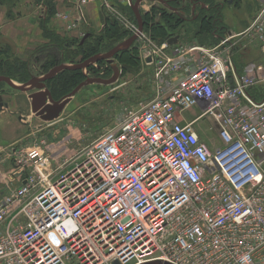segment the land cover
<instances>
[{
	"label": "built area",
	"instance_id": "obj_1",
	"mask_svg": "<svg viewBox=\"0 0 264 264\" xmlns=\"http://www.w3.org/2000/svg\"><path fill=\"white\" fill-rule=\"evenodd\" d=\"M92 1L66 0L54 18L77 30ZM168 1L141 0L138 10L162 6L187 23L207 7ZM134 2L99 9L136 35L150 98L55 167L43 139L0 154V167L11 160L19 177L0 194V264H264V94L255 92L264 85V3L249 28L263 62L239 71L236 34L224 24L207 43L183 28L157 42L138 31ZM92 64L105 78L106 66Z\"/></svg>",
	"mask_w": 264,
	"mask_h": 264
},
{
	"label": "rangeland",
	"instance_id": "obj_2",
	"mask_svg": "<svg viewBox=\"0 0 264 264\" xmlns=\"http://www.w3.org/2000/svg\"><path fill=\"white\" fill-rule=\"evenodd\" d=\"M107 1L116 10H121V8L125 7L124 5H127L125 4V0ZM54 2L56 10H65L68 8L63 0H54ZM101 2L103 0H94V5L96 6L94 11H99ZM224 2L226 3V1ZM5 3L7 5L9 4L7 0ZM31 3V0H18L15 6V12L17 14L9 16L6 15L8 6H0V50L2 47H8L6 51H0V59L14 58L15 60H26L29 56L26 53L29 48L44 41L43 28L39 25L38 21H35L36 14H41L40 9L35 12ZM143 6L146 7L147 3H142L139 10ZM86 8L87 6L85 10ZM237 14H241V9L232 10L228 20L232 16L239 19L236 16ZM51 23L54 30L65 31L62 27L64 25L56 20L54 16ZM92 24L94 23H90L89 26L84 27L83 31L86 29L93 30L92 28L96 26ZM187 27L188 32L185 37L191 41L193 33L189 29L190 26L187 25ZM195 41L199 42L200 40L196 39ZM148 80L149 72L143 66L136 73L127 72L126 74H120L117 81L111 85H87L71 97L70 101L63 107L56 118L49 121L43 120L33 114L30 111V106L22 114L5 115L6 113L3 110L4 113L2 112L0 114V131L5 124H13L18 128V132L11 134L12 137L22 131L24 133L19 140L11 142L6 150L4 149V152L7 153L6 151L11 149L22 150L25 147L37 144L40 139H43L47 154L51 157L52 167L68 161L83 146L89 144L103 132L120 122L128 109L150 98L151 88ZM0 88L2 90H0V96L4 95L7 97L12 94V88L4 82L0 84ZM192 114L193 110L188 112L187 119H191ZM15 116H17V120L21 124H24V127L16 125ZM196 126L199 128L203 138H212L206 131L207 123L198 122ZM8 163L10 166L11 160ZM2 185L0 183V186ZM3 189L4 187L0 190L3 191Z\"/></svg>",
	"mask_w": 264,
	"mask_h": 264
},
{
	"label": "trees",
	"instance_id": "obj_3",
	"mask_svg": "<svg viewBox=\"0 0 264 264\" xmlns=\"http://www.w3.org/2000/svg\"><path fill=\"white\" fill-rule=\"evenodd\" d=\"M0 0V6H8L7 16L17 14L15 6L18 0ZM36 5H42L45 8L43 16H37L36 21L43 28L44 41L29 48L26 52L28 58L23 60L0 59V75L9 79L24 83L34 76L47 73L50 69L63 63L77 64L84 60L105 53L127 39L130 35L121 24L110 14L104 17V24L100 31L87 29L80 37L68 36V32L54 30L51 20L56 12L54 0H33ZM204 3L207 7H197L195 9V18L187 23L185 17L167 10L162 6H152L149 11H140L143 30L147 32L152 39L160 42L167 39L170 35L177 33L179 28L184 29V35H187L188 26L193 33V37L200 35L199 43H205L212 37L211 32L214 29L222 27L221 7L217 0H196ZM169 6H175V0L168 1ZM189 6V5H188ZM130 15L132 12L127 7ZM187 12V10H186ZM193 14V15H194ZM187 24V25H186ZM86 35V37L82 38ZM216 42V40H212ZM8 47H2L0 51H6ZM1 52V53H2ZM114 62L121 70V74L127 72L136 73L140 69V60L138 49L135 44L119 50L112 55ZM96 66H106L102 77L111 75L110 65L104 60L96 62ZM86 70L93 76L99 77V69L88 65ZM86 79L82 69H65L59 71L50 79L45 81V86L50 91L54 100H59L72 91L79 83ZM2 82H0L1 84Z\"/></svg>",
	"mask_w": 264,
	"mask_h": 264
},
{
	"label": "crops",
	"instance_id": "obj_4",
	"mask_svg": "<svg viewBox=\"0 0 264 264\" xmlns=\"http://www.w3.org/2000/svg\"><path fill=\"white\" fill-rule=\"evenodd\" d=\"M31 1H32L31 4L35 12H37L38 9H40V5H36L33 0ZM224 1H226V3ZM63 2L66 4V0H63ZM217 2L220 4V7L222 8L221 9V15H222L221 20L224 26L226 27V30L228 32H231V34H236L234 38L235 39L234 41H236V44L233 47V50L231 52L236 68L240 71L242 70L243 66L248 62H251V61L263 62L261 53H260V45L253 31L249 28L253 20V17L255 16L256 12L258 11L262 3H264V0H217ZM86 6L87 8L84 11H85V15L87 18V25L83 27L81 26L77 30L68 32V36L80 37L81 34L83 33L84 27L89 26L90 23H94L92 25L96 26V27L92 26L93 28L91 27L93 30H99L103 26L104 24L103 15L100 9L99 11L97 10L94 11V8H96V6L94 5V1L87 4ZM238 8L241 9V14L236 15L239 19H236L234 18L235 16L233 17L231 15L232 17L229 18L228 20V17H230V12H232V10L234 11V9L237 10ZM37 16H39L38 13L36 14L35 17L37 18ZM192 39L200 40L201 36L196 35ZM11 91H12V94H10V96L6 97L4 95L3 96L1 95L3 102H6L7 106L6 107L4 106L0 110V114L3 112V110L6 113L5 115H12L16 113L22 114L26 112V110L30 106V101L28 98L29 92H26L23 90H16L13 88ZM255 92H256V95H263L264 85L258 86ZM15 118H16L15 120L16 125L19 127H24V124H21V122L17 120V116H15ZM0 132H1L0 134V139H1L0 154H3L4 149L6 150L7 146L11 144V142L19 140L24 134L22 131L21 133L14 135L12 137L11 134L13 133L16 134L18 132V128L13 124L12 125L5 124ZM8 151L9 150H7L6 152L8 153ZM8 162H9V159H5L2 162L1 167H0V183L4 185L0 187L2 188L4 187V189L7 183L16 182L18 181V178H19L18 175L13 174L12 164L10 163V166H9ZM2 192L3 191L0 190V194Z\"/></svg>",
	"mask_w": 264,
	"mask_h": 264
},
{
	"label": "water",
	"instance_id": "obj_5",
	"mask_svg": "<svg viewBox=\"0 0 264 264\" xmlns=\"http://www.w3.org/2000/svg\"><path fill=\"white\" fill-rule=\"evenodd\" d=\"M141 0H135V2L132 5V13L136 19L138 31H142L143 24L141 15L138 10V4ZM159 2H162V0H156ZM201 7H204L203 5ZM86 37V36H84ZM84 39V38H83ZM136 39V35H132L128 37L127 39L123 40L121 43L110 49L109 51L102 53L100 55L92 56L83 62L77 63V64H60L58 66L53 67L50 69L47 73L38 76V77H32L27 82L24 83H16L13 80L9 79L6 76L0 75V81L6 83L9 87L16 89V90H23L26 92H29L28 98L30 101V110L33 114L36 116H39L41 119L49 121L54 118H56L59 114V112L63 109V107L69 102L71 97H73L83 86L98 83L103 85H110L114 83L119 75H120V69L119 67L114 63L112 55L118 52L119 50L125 49L129 47L134 40ZM83 41V40H82ZM177 41V37L171 38L168 40V43H175ZM99 60H104L108 64L111 65L112 69V75L109 78H87L83 82L79 83L72 91H70L67 95H65L63 98L59 100H54L50 91L45 86V81L50 79L52 76H54L59 71L65 70V69H83L87 65L91 63H95ZM3 106H7L6 102H2V98L0 96V110ZM114 264H118L117 262H114ZM142 264H171L166 261L162 260H155L150 261Z\"/></svg>",
	"mask_w": 264,
	"mask_h": 264
},
{
	"label": "flooded vegetation",
	"instance_id": "obj_6",
	"mask_svg": "<svg viewBox=\"0 0 264 264\" xmlns=\"http://www.w3.org/2000/svg\"><path fill=\"white\" fill-rule=\"evenodd\" d=\"M131 12H132V9H131ZM140 13V12H139ZM133 14V13H132ZM86 20H87V18H86ZM103 20H104V18H103ZM103 27V26H102ZM102 27L99 29V30H94V31H100L101 29H102ZM87 30V29H86ZM85 30V31H86ZM84 32V31H83ZM114 61V60H113ZM63 64H66V63H63ZM116 64V63H115ZM72 65H74V64H72ZM117 65V64H116ZM120 69V68H119ZM120 74H121V70H120ZM1 90V89H0ZM2 91V90H1Z\"/></svg>",
	"mask_w": 264,
	"mask_h": 264
}]
</instances>
